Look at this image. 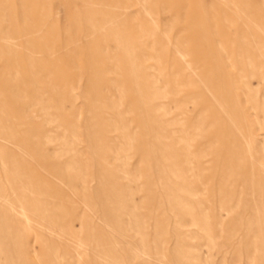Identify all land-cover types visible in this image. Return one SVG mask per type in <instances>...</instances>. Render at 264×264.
<instances>
[{"label": "rangeland", "instance_id": "374dc122", "mask_svg": "<svg viewBox=\"0 0 264 264\" xmlns=\"http://www.w3.org/2000/svg\"><path fill=\"white\" fill-rule=\"evenodd\" d=\"M0 264H264V0H0Z\"/></svg>", "mask_w": 264, "mask_h": 264}]
</instances>
